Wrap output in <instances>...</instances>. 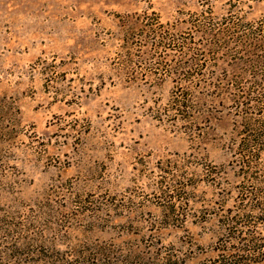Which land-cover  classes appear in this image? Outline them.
<instances>
[{"label":"rangeland","instance_id":"obj_1","mask_svg":"<svg viewBox=\"0 0 264 264\" xmlns=\"http://www.w3.org/2000/svg\"><path fill=\"white\" fill-rule=\"evenodd\" d=\"M208 1L220 18L227 0H0V264H264V222L258 252L223 229L228 104L203 88L192 129L158 119L170 51L122 62L139 19L184 34Z\"/></svg>","mask_w":264,"mask_h":264},{"label":"trees","instance_id":"obj_2","mask_svg":"<svg viewBox=\"0 0 264 264\" xmlns=\"http://www.w3.org/2000/svg\"><path fill=\"white\" fill-rule=\"evenodd\" d=\"M226 5L220 18L209 1L200 11L189 13L184 34L167 28L152 11L154 16L139 19L134 26L141 33L123 35L122 62L125 67L141 62L148 46L151 58L158 51H170L173 64L165 60L156 64L177 79L176 88L171 94L170 115L159 114L158 119L171 116L192 129L195 105L203 100L197 93L203 88L210 89L211 98L228 104L232 125L224 150L239 181L237 202L224 213L223 229L237 236L233 238L243 234L238 241H245L247 251L258 252L255 234L258 223L264 222V12L247 19L240 13L238 0H227Z\"/></svg>","mask_w":264,"mask_h":264}]
</instances>
